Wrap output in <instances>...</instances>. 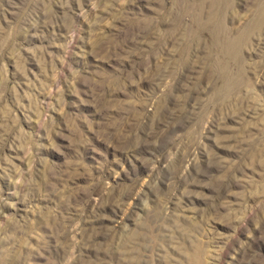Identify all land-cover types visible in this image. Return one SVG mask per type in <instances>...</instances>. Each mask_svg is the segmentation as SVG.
Listing matches in <instances>:
<instances>
[{
    "label": "rangeland",
    "instance_id": "obj_1",
    "mask_svg": "<svg viewBox=\"0 0 264 264\" xmlns=\"http://www.w3.org/2000/svg\"><path fill=\"white\" fill-rule=\"evenodd\" d=\"M0 264H264V0H0Z\"/></svg>",
    "mask_w": 264,
    "mask_h": 264
}]
</instances>
